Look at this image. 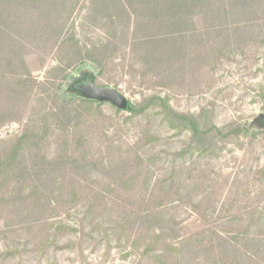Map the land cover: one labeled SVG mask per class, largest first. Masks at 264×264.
Wrapping results in <instances>:
<instances>
[{"label":"rangeland","instance_id":"374dc122","mask_svg":"<svg viewBox=\"0 0 264 264\" xmlns=\"http://www.w3.org/2000/svg\"><path fill=\"white\" fill-rule=\"evenodd\" d=\"M84 4L57 44L28 49L32 91L9 102L0 127V161L18 150L17 165L0 177V264H160L167 252L166 264H264V21L238 35L205 34L202 60L169 81L144 76L124 40L115 54L105 49L102 69L70 65L69 36L88 47L106 40L85 23ZM98 72L101 87L132 104L158 94L215 125L214 152L182 154L190 133L154 115L133 118L109 103L87 114L65 107L60 95ZM65 155L88 168L49 170Z\"/></svg>","mask_w":264,"mask_h":264},{"label":"trees","instance_id":"16d2710c","mask_svg":"<svg viewBox=\"0 0 264 264\" xmlns=\"http://www.w3.org/2000/svg\"><path fill=\"white\" fill-rule=\"evenodd\" d=\"M85 1V23L93 26L95 32H103L106 40L88 47L80 45L73 35L69 36L62 45L63 49L70 48V65L91 62L102 69L103 61L108 57L105 49L110 48L111 54H115L116 41L124 40L123 43L130 41L131 48L135 51L137 49V58H140L146 72L144 76L152 75L169 81L183 72L186 62L202 60L205 34L213 37L224 29H230L238 35L240 31H247L258 25L259 21H264V0ZM81 2L82 0H0V83L4 90L3 93L0 92V127L4 123L3 119L11 113L9 102L21 101L32 91L34 80L27 69L25 56L28 49L33 46L42 47L53 40L57 44L70 21L72 24L71 19ZM190 44L195 45V48L190 47ZM56 69L67 74V69L63 67ZM99 74L100 72L95 77V84L101 87L98 84ZM6 75L15 81L14 87L8 86ZM65 78L71 79V76ZM149 80L153 81V78ZM60 96L66 101L65 107L79 106L86 114L104 104L83 99L69 90ZM126 111L133 118L154 115L167 122L175 133H190L193 144L182 152L184 155L187 152L193 154L195 150L200 153L211 152L217 146L213 140L208 142L211 133L217 131L221 134L215 125H201L194 116L177 112L170 105L168 97L158 94L137 104L129 102ZM253 130L250 129V132ZM262 134L264 135V131ZM26 138L25 135L18 143V148ZM17 156L18 150H14L5 161H0V177L6 169L10 170L17 165ZM66 163L80 171L88 168L85 163L65 155L50 162L49 170ZM169 257L172 255H168V252L160 255L158 262L166 264ZM175 258L179 259L180 254L176 253Z\"/></svg>","mask_w":264,"mask_h":264},{"label":"water","instance_id":"95a60500","mask_svg":"<svg viewBox=\"0 0 264 264\" xmlns=\"http://www.w3.org/2000/svg\"><path fill=\"white\" fill-rule=\"evenodd\" d=\"M69 92L86 100L109 103L120 111L128 109V100L118 90L110 87H98L94 78L89 75H83L74 81L69 87Z\"/></svg>","mask_w":264,"mask_h":264}]
</instances>
